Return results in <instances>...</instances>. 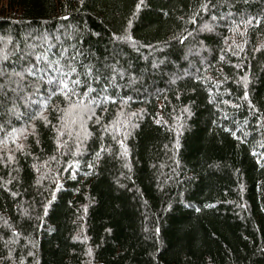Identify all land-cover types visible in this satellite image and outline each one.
<instances>
[{"label":"trees","instance_id":"1","mask_svg":"<svg viewBox=\"0 0 264 264\" xmlns=\"http://www.w3.org/2000/svg\"><path fill=\"white\" fill-rule=\"evenodd\" d=\"M0 264H264V0H0Z\"/></svg>","mask_w":264,"mask_h":264},{"label":"snow or ice","instance_id":"2","mask_svg":"<svg viewBox=\"0 0 264 264\" xmlns=\"http://www.w3.org/2000/svg\"><path fill=\"white\" fill-rule=\"evenodd\" d=\"M202 8L205 7V5H201ZM137 8H139V4L137 5ZM131 23V21H129ZM58 63V62H57ZM59 72V75L56 76H49L47 79L48 87L53 90V94L56 92H59L61 95L65 97V100L68 101V107L64 110L65 114H72L73 115V123H75L76 119L81 116L84 112H91L92 109L88 107L87 104L83 103V101L80 99L81 94L77 91L79 84L81 83L79 76H77L74 80L70 79L71 75L76 72V68L69 67L67 71H60V69H57ZM90 71V70H89ZM19 75V74H18ZM247 84L245 83V87ZM88 91H91V88H88ZM83 95H87V93H83ZM39 96V94H38ZM247 96V93H245V97ZM73 97H76V101L73 102ZM106 99L114 100V97H107ZM39 111H36L35 116L40 117L41 119H44L47 122V117L43 115L44 109L48 106L49 100L46 99H39L36 101ZM80 109L79 113H74V109ZM63 120V117H61ZM35 125H33V128ZM68 127L67 123L63 125V127L58 130V137L61 135H64V128ZM26 130V129H25ZM116 130H119L118 128ZM13 132H16V129L12 130ZM69 136L71 135V132L67 133ZM235 135V133H233ZM58 143L61 141L58 139ZM123 147V145H121ZM22 147V145L20 146ZM126 154V153H125ZM54 159V158H53ZM91 167V165H89Z\"/></svg>","mask_w":264,"mask_h":264}]
</instances>
